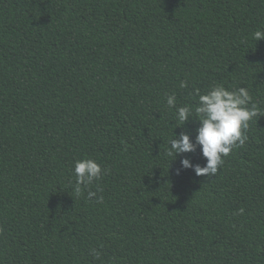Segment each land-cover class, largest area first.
I'll use <instances>...</instances> for the list:
<instances>
[{"label":"trees","instance_id":"obj_1","mask_svg":"<svg viewBox=\"0 0 264 264\" xmlns=\"http://www.w3.org/2000/svg\"><path fill=\"white\" fill-rule=\"evenodd\" d=\"M257 30L264 0H0V264H264ZM215 84L260 115L214 176L177 174L206 158L167 155L198 127L167 96ZM84 158L107 171L77 195Z\"/></svg>","mask_w":264,"mask_h":264},{"label":"clouds","instance_id":"obj_2","mask_svg":"<svg viewBox=\"0 0 264 264\" xmlns=\"http://www.w3.org/2000/svg\"><path fill=\"white\" fill-rule=\"evenodd\" d=\"M252 36L255 41L264 39V31L257 30ZM179 87H188V82L182 80ZM194 93L198 98L194 108L188 104L177 106L174 93L167 96V105L175 108L177 126H182L192 119L193 112L198 121L194 140L190 139V134L186 131L173 134V138L168 143L167 155L175 157L181 153L194 152L199 146L202 156L206 158V163L201 166L187 157L181 158V168L177 169V174L181 169L192 168L197 176H214L218 167L223 165L224 157H227L234 149L245 145L248 139L246 131L249 121L253 117H258L260 110L254 103L249 107L252 97L245 87L229 90L222 84H215L203 94L199 89H194ZM106 171L107 169H102L94 159L77 160L74 164L75 193L80 195L82 188L99 180ZM88 197H96V192L89 191ZM96 198L98 202L103 200L102 196ZM239 212L243 213V209ZM90 253L94 258L100 257L96 249H91Z\"/></svg>","mask_w":264,"mask_h":264}]
</instances>
